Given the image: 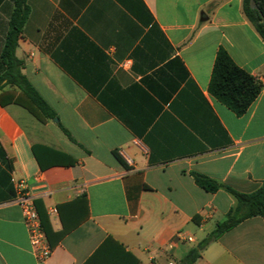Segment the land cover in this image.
I'll return each instance as SVG.
<instances>
[{
  "label": "crops",
  "instance_id": "1",
  "mask_svg": "<svg viewBox=\"0 0 264 264\" xmlns=\"http://www.w3.org/2000/svg\"><path fill=\"white\" fill-rule=\"evenodd\" d=\"M12 35L56 118L41 121L0 84V264H88L109 238L89 264L130 262L125 253L180 264L234 205L194 174L244 194L263 185L264 41L243 0H0V79ZM221 48L263 84L242 116L210 92ZM20 182L49 220L44 262L12 203ZM193 264H264V218L244 220Z\"/></svg>",
  "mask_w": 264,
  "mask_h": 264
},
{
  "label": "trees",
  "instance_id": "2",
  "mask_svg": "<svg viewBox=\"0 0 264 264\" xmlns=\"http://www.w3.org/2000/svg\"><path fill=\"white\" fill-rule=\"evenodd\" d=\"M249 2L250 0H243L244 13L264 41V24L261 17L262 15L264 18V0H255L261 15L258 11L250 8ZM23 20V15L19 17L18 14L16 15V19L13 22V33L17 34L20 32ZM13 50L14 38L12 35L8 40L7 48V59L10 60L8 63V71L5 78L0 79V84L6 80L8 85L18 88L26 100L24 104L19 100H16V102L18 104H23L41 121L55 119L56 114L54 111L23 75V63L14 58ZM262 89L263 84L258 78L236 65L226 50L222 48L219 49L210 81V92L216 99L233 111L237 116H242L258 98ZM63 131L71 139L69 133L65 129H63ZM33 151L36 155L35 148ZM38 161L40 162L39 159ZM194 178L196 183L207 192L214 193L221 189L225 190L234 199V205L228 212L226 220L217 224L215 230L201 241L196 248L192 249L180 264H193L200 257L202 250L211 242L216 241L223 234L236 227L244 220L252 217L264 218V183L257 191L244 194L204 175L194 174ZM36 206L42 226L48 241H50L49 220L45 212L42 211L39 203H36ZM109 242H113V239L109 238L96 252V255L88 261V264L95 260ZM125 255L130 258V262H127L125 257H118V255H116L109 258L107 262L101 264H138V260L134 256L129 253H125Z\"/></svg>",
  "mask_w": 264,
  "mask_h": 264
},
{
  "label": "built area",
  "instance_id": "3",
  "mask_svg": "<svg viewBox=\"0 0 264 264\" xmlns=\"http://www.w3.org/2000/svg\"><path fill=\"white\" fill-rule=\"evenodd\" d=\"M12 203L19 206L28 231L31 246L39 261H46L52 254L45 230L42 226L35 198L29 193L25 182L16 187V195Z\"/></svg>",
  "mask_w": 264,
  "mask_h": 264
},
{
  "label": "water",
  "instance_id": "4",
  "mask_svg": "<svg viewBox=\"0 0 264 264\" xmlns=\"http://www.w3.org/2000/svg\"><path fill=\"white\" fill-rule=\"evenodd\" d=\"M249 5H250V8H251V9L256 10V11L259 12V9H258V6L256 5L255 0H250ZM259 13H260V12H259ZM260 15H261V13H260ZM261 17H262V22H263V24H264V18H263L262 15H261ZM55 122H57V120H55Z\"/></svg>",
  "mask_w": 264,
  "mask_h": 264
}]
</instances>
